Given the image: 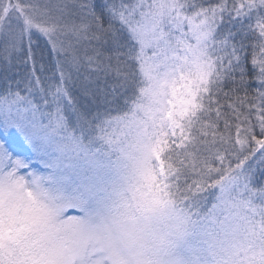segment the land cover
<instances>
[{"label":"snow or ice","instance_id":"1","mask_svg":"<svg viewBox=\"0 0 264 264\" xmlns=\"http://www.w3.org/2000/svg\"><path fill=\"white\" fill-rule=\"evenodd\" d=\"M0 264H264V0H0Z\"/></svg>","mask_w":264,"mask_h":264}]
</instances>
